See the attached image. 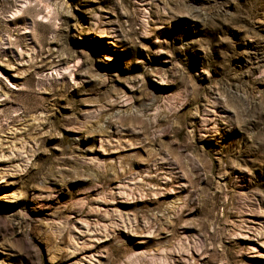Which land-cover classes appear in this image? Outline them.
Wrapping results in <instances>:
<instances>
[{"label": "rangeland", "instance_id": "1", "mask_svg": "<svg viewBox=\"0 0 264 264\" xmlns=\"http://www.w3.org/2000/svg\"><path fill=\"white\" fill-rule=\"evenodd\" d=\"M0 264H264V0H0Z\"/></svg>", "mask_w": 264, "mask_h": 264}]
</instances>
